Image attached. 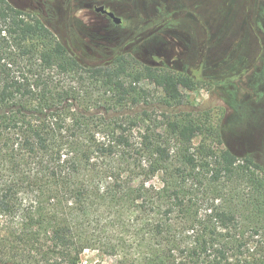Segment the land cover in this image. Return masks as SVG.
<instances>
[{"label":"trees","instance_id":"16d2710c","mask_svg":"<svg viewBox=\"0 0 264 264\" xmlns=\"http://www.w3.org/2000/svg\"><path fill=\"white\" fill-rule=\"evenodd\" d=\"M183 88L198 82L132 52L89 63L0 0V264L120 253L127 241L100 245L97 229L131 213L147 250L133 246L129 264H264V164L185 110ZM202 185L205 196L213 185L206 213L194 206Z\"/></svg>","mask_w":264,"mask_h":264},{"label":"rangeland","instance_id":"374dc122","mask_svg":"<svg viewBox=\"0 0 264 264\" xmlns=\"http://www.w3.org/2000/svg\"><path fill=\"white\" fill-rule=\"evenodd\" d=\"M10 1L27 13L41 16L73 52L89 63H105L118 53L132 52L147 64L191 75L198 88L182 89L187 103L184 109L208 116L213 135L219 134L227 147L240 156L251 154L264 164V2ZM102 4L120 16L122 24L96 12L95 6ZM204 137L198 136L195 144ZM198 189L194 206L206 213L212 203L213 185L206 196L203 185ZM223 189L241 191L235 184ZM136 218L131 213L124 226L117 224L112 231L97 229L103 237L100 245L122 238L127 241L123 251L105 253L101 248H86L80 264H129L133 246L141 253L146 251L145 243L137 241V246L132 242ZM188 235L187 239L193 241L194 237Z\"/></svg>","mask_w":264,"mask_h":264},{"label":"water","instance_id":"95a60500","mask_svg":"<svg viewBox=\"0 0 264 264\" xmlns=\"http://www.w3.org/2000/svg\"><path fill=\"white\" fill-rule=\"evenodd\" d=\"M97 12H101L103 14H107L111 17L116 24H120L122 22V18L117 16L113 11H109L104 5H99L95 7Z\"/></svg>","mask_w":264,"mask_h":264},{"label":"flooded vegetation","instance_id":"af4514ba","mask_svg":"<svg viewBox=\"0 0 264 264\" xmlns=\"http://www.w3.org/2000/svg\"><path fill=\"white\" fill-rule=\"evenodd\" d=\"M258 1H262V3L264 2V0H258ZM103 5V4H102ZM96 6H99V5H96ZM95 6V7H96ZM105 6V5H104ZM106 7V6H105ZM107 8V7H106ZM108 9V8H107ZM109 10V9H108ZM95 11H96V9H95ZM109 11H112V10H109ZM97 12V11H96ZM114 12V11H113ZM98 13H101V12H98ZM115 13V12H114ZM101 14H103V13H101ZM116 14V13H115ZM103 15H106L110 20H112L113 22H114V20L111 18V17H109L107 14H103ZM117 15V14H116ZM118 16V15H117ZM120 17V16H119ZM122 22H123V19H122ZM122 22L120 23V24H122ZM115 23V22H114ZM119 24V25H120Z\"/></svg>","mask_w":264,"mask_h":264}]
</instances>
